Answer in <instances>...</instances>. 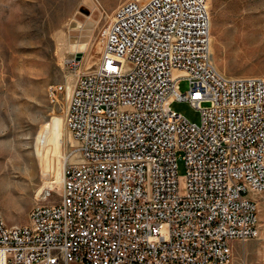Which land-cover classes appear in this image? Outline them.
Listing matches in <instances>:
<instances>
[{"label": "built area", "instance_id": "obj_1", "mask_svg": "<svg viewBox=\"0 0 264 264\" xmlns=\"http://www.w3.org/2000/svg\"><path fill=\"white\" fill-rule=\"evenodd\" d=\"M114 11L94 68L49 86L73 140L61 199L25 225L0 216V264H233V242L260 234L264 79L216 67L208 0Z\"/></svg>", "mask_w": 264, "mask_h": 264}, {"label": "rangeland", "instance_id": "obj_2", "mask_svg": "<svg viewBox=\"0 0 264 264\" xmlns=\"http://www.w3.org/2000/svg\"><path fill=\"white\" fill-rule=\"evenodd\" d=\"M124 1L0 0V216L9 226L25 225L34 206L61 199L73 140L65 126L67 94L53 102L49 86H69L94 68L102 32ZM208 3L216 67L227 76L264 79V0ZM180 83L188 89L186 79ZM171 106L201 123L188 101ZM185 170L181 159L178 173ZM256 200L260 234L233 242V264H264V191Z\"/></svg>", "mask_w": 264, "mask_h": 264}]
</instances>
